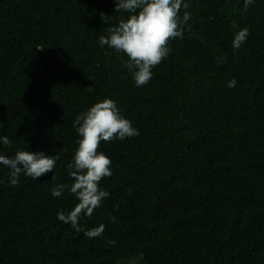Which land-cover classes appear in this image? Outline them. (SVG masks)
<instances>
[{
    "label": "trees",
    "instance_id": "trees-1",
    "mask_svg": "<svg viewBox=\"0 0 264 264\" xmlns=\"http://www.w3.org/2000/svg\"><path fill=\"white\" fill-rule=\"evenodd\" d=\"M184 2L190 31L136 87L128 57L98 43L127 18L115 0H0V137L12 142L0 155L60 157L18 186L0 164V264H264V0ZM105 98L139 135L100 144L113 175L99 185L110 196L79 221L105 225L88 238L57 219L77 198L51 192L73 182V121Z\"/></svg>",
    "mask_w": 264,
    "mask_h": 264
},
{
    "label": "clouds",
    "instance_id": "clouds-1",
    "mask_svg": "<svg viewBox=\"0 0 264 264\" xmlns=\"http://www.w3.org/2000/svg\"><path fill=\"white\" fill-rule=\"evenodd\" d=\"M253 3L254 0H245L244 9L247 10ZM188 8L189 4L184 0H115V11L127 13V18L121 19L116 26H110L108 35L100 36L98 43L102 48L107 45L114 49L118 55L125 54L128 59L125 61L121 56L122 67L132 73L136 87L145 86L153 77L152 69L170 54L169 41L183 39L185 31H190L188 21L192 14L187 11ZM181 9H184L182 18ZM101 16L104 19L107 17L103 13ZM232 27L238 28V25L233 23ZM249 35L248 28L240 29L234 36L233 49L239 50ZM236 83L233 78L227 87L234 88ZM2 125L0 123V127ZM73 127L79 137L76 140L78 147L66 165L73 182L57 184L51 194L53 197H60L64 192L74 195L79 203L67 213L60 209L57 219L70 224L76 231H83L88 238H98L105 230L104 224L87 231L79 224L82 217L91 218L94 210L110 196L99 185L103 178L113 175L110 168L112 161L98 149L102 141L138 136L139 130L120 113L117 102L109 98L78 114ZM0 142L6 146L12 143L7 136L0 137ZM59 159V156L46 155L43 151L17 150L11 157L0 155V164L10 169L11 185L18 186L22 174L36 180L54 172ZM52 179L55 180V175ZM128 191L131 195V189ZM110 219L115 222L116 218L112 216ZM109 243L114 245L115 241Z\"/></svg>",
    "mask_w": 264,
    "mask_h": 264
},
{
    "label": "rangeland",
    "instance_id": "rangeland-1",
    "mask_svg": "<svg viewBox=\"0 0 264 264\" xmlns=\"http://www.w3.org/2000/svg\"><path fill=\"white\" fill-rule=\"evenodd\" d=\"M116 264H143L141 258L133 257L130 259H121L116 262Z\"/></svg>",
    "mask_w": 264,
    "mask_h": 264
}]
</instances>
